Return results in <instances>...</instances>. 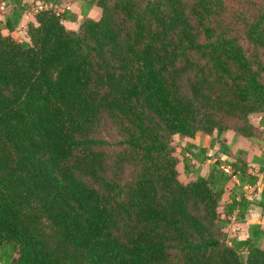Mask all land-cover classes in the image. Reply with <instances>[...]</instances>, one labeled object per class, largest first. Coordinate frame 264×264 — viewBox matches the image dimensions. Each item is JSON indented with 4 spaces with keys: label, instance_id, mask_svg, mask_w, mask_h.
<instances>
[{
    "label": "trees",
    "instance_id": "obj_1",
    "mask_svg": "<svg viewBox=\"0 0 264 264\" xmlns=\"http://www.w3.org/2000/svg\"><path fill=\"white\" fill-rule=\"evenodd\" d=\"M60 1H2L0 30L35 12L27 41L0 33V264H264L259 226L229 245L217 212L232 177L227 213L247 211V165L182 184L170 145L258 135L264 0H77L74 31Z\"/></svg>",
    "mask_w": 264,
    "mask_h": 264
},
{
    "label": "crops",
    "instance_id": "obj_2",
    "mask_svg": "<svg viewBox=\"0 0 264 264\" xmlns=\"http://www.w3.org/2000/svg\"><path fill=\"white\" fill-rule=\"evenodd\" d=\"M76 9L78 12L70 10L69 13H74L78 16L79 9L77 7ZM66 16H68V14ZM87 16L91 19H97L99 17L98 9L96 7H91L87 12ZM250 123L256 129L258 134L253 139L244 138L234 134V132L230 130H227L221 132L218 139L214 134V145L209 142V145L199 147L198 142L200 138L198 135H195L194 139L188 143L194 145L196 148H204L207 151L206 154L210 156V160L205 161V163L209 165L207 166V170H204V172H201V167L204 164H199L198 161L192 169L188 168L186 173H189L191 179H194L197 176L203 177L207 173L208 167L213 164L215 160H218L221 164V168H223L222 162H232L236 159L247 165V175H251L256 178V182L252 186L244 185L240 188V193H242L244 198L249 202L247 211L244 213L242 218H237L238 213L236 210L231 213H227L229 196L232 195L235 199L239 196L231 194L233 188L235 189L238 186L236 179L232 177L225 185V189L227 188V191L224 189L225 192L221 196L220 202L223 206L221 208V213L218 212V214H221L219 217L225 220V224L229 221L227 229H230V231L233 232V239H229L231 236H226L225 239L226 243L229 245L234 242H242L246 240L249 236L251 226H259V228L264 232V209L257 205L261 201L260 188L264 185V116L253 118L250 120ZM218 143L222 144V149L220 148V150ZM192 152L195 154L197 151L193 150ZM223 170L228 172L227 167L223 168Z\"/></svg>",
    "mask_w": 264,
    "mask_h": 264
},
{
    "label": "rangeland",
    "instance_id": "obj_3",
    "mask_svg": "<svg viewBox=\"0 0 264 264\" xmlns=\"http://www.w3.org/2000/svg\"><path fill=\"white\" fill-rule=\"evenodd\" d=\"M2 1L0 0V6H2ZM258 2V1H256ZM78 8V3L77 0H62L60 1L55 8V11L58 14H63L62 12L64 10H69L68 12H70V10H73L74 12H78V10L75 7ZM79 9V8H78ZM35 10L33 8L29 9L26 13H24L21 17L20 22L18 23V25L16 26V28L12 31V32H7L6 30H0V33L3 36H10L14 41L16 42H22V41H27V36H26V25L28 23H33V14H34ZM7 13V9L4 7L2 9H0V22H2L3 16ZM80 16V14L78 15ZM76 14L74 13H68V16H66V20L62 22V25L64 26L65 29L67 30H76L77 26L79 25V23L82 21L81 17H78ZM32 21V22H30ZM183 93V92H182ZM258 117V115L255 116H251L250 120L253 118ZM215 134V132H211L209 135L203 133V132H198L195 135L199 136V142H198V146H205V145H209V142L214 145V140L215 138L213 137ZM194 135V136H195ZM194 137L192 138H187V137H178L177 135H174L171 137L170 139V145L173 149L172 151V156L176 159V165H175V170L177 172V180L178 182L185 184L189 181H193L194 179H191V176H189V173H186V171H188V168H193L195 166V163L197 162V159H193L190 158L189 154H187L185 152V148L187 146L188 143H190L191 140H193ZM183 158L187 159V161H185L186 163V171H183L185 169V167L183 166ZM194 162V163H192ZM204 165H202L201 167V172H204V170H207V166L209 164L207 163H203ZM191 172V170H190ZM131 171L129 169H127L125 171L124 174H122L123 178H126L130 175ZM227 191V188L225 189ZM225 192V191H224ZM223 204L220 202L219 206L217 208V212L221 213V208H222ZM221 215V214H219ZM229 224V221H227V224L224 225V228L222 230L223 234L225 235V239L226 236H231L229 237V239H233V232L230 231V229H227V225ZM226 230V232H225ZM241 259L243 258V255L240 256Z\"/></svg>",
    "mask_w": 264,
    "mask_h": 264
},
{
    "label": "built area",
    "instance_id": "obj_4",
    "mask_svg": "<svg viewBox=\"0 0 264 264\" xmlns=\"http://www.w3.org/2000/svg\"><path fill=\"white\" fill-rule=\"evenodd\" d=\"M2 7H3V5H2V6H0V9H2Z\"/></svg>",
    "mask_w": 264,
    "mask_h": 264
}]
</instances>
